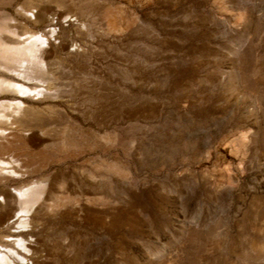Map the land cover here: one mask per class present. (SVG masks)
<instances>
[{"label":"rangeland","instance_id":"obj_1","mask_svg":"<svg viewBox=\"0 0 264 264\" xmlns=\"http://www.w3.org/2000/svg\"><path fill=\"white\" fill-rule=\"evenodd\" d=\"M0 26L49 43L39 125L0 140V189L39 191L27 264H264V0H0Z\"/></svg>","mask_w":264,"mask_h":264},{"label":"bare ground","instance_id":"obj_2","mask_svg":"<svg viewBox=\"0 0 264 264\" xmlns=\"http://www.w3.org/2000/svg\"><path fill=\"white\" fill-rule=\"evenodd\" d=\"M35 1L37 4H41L43 0ZM31 2L29 1V4ZM26 16L36 22L46 23L47 21L45 17L34 16L31 12H28ZM9 22L15 24V21L11 18ZM51 31L54 32V29H51ZM47 47H49L48 40L39 33L17 35L13 33L11 26H0V140H4L10 133H14V135H11L12 139L16 138L18 134L25 136L26 132L32 133L39 125L38 110L28 106L25 101L35 96L37 98L41 97L43 94H45L44 99L50 97L48 94L49 87L47 89L36 87L40 83H47L46 81L50 79L51 73L43 62L44 48L47 49ZM1 75L4 77H1ZM23 83L35 86L28 87ZM48 125L45 122L41 126L45 128ZM7 144L12 149L15 147L14 142L10 141ZM2 145H0V151L3 149ZM17 163V160L13 158L4 160L0 157V176H15L18 171L16 172L13 168L18 166ZM14 192L0 189V264H27L32 256L37 253L36 248L26 247V239L24 238L26 234H24V231H11L9 219L17 209L19 211L16 213L15 222L23 214L28 213L34 206L39 191L35 188H20ZM20 224H23V222Z\"/></svg>","mask_w":264,"mask_h":264}]
</instances>
